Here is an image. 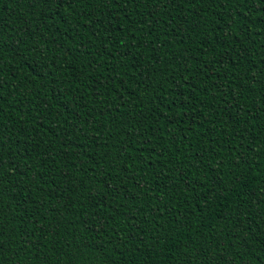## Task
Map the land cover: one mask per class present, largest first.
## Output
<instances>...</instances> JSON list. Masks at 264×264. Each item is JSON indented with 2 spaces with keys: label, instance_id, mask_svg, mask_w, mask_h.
<instances>
[{
  "label": "trees",
  "instance_id": "16d2710c",
  "mask_svg": "<svg viewBox=\"0 0 264 264\" xmlns=\"http://www.w3.org/2000/svg\"><path fill=\"white\" fill-rule=\"evenodd\" d=\"M0 264H264V0H0Z\"/></svg>",
  "mask_w": 264,
  "mask_h": 264
}]
</instances>
